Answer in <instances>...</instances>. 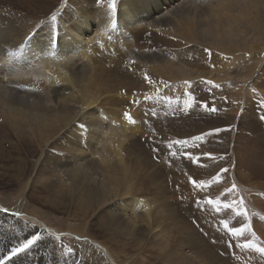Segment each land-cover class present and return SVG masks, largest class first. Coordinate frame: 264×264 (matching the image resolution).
<instances>
[{"label": "bare ground", "instance_id": "bare-ground-1", "mask_svg": "<svg viewBox=\"0 0 264 264\" xmlns=\"http://www.w3.org/2000/svg\"><path fill=\"white\" fill-rule=\"evenodd\" d=\"M15 1L18 6L30 0ZM36 7L27 8V16L46 11ZM2 8L0 33L6 32L7 44L0 43V145L6 157L16 155L19 164L0 169L5 196L0 199V264H70L73 254L66 240L73 237L97 247L108 264H236L229 257L227 263H219L215 250L230 255L233 247L238 264H264L259 251L264 247V104L259 107V123L244 116L257 92L264 96V80L260 83L252 68L260 66L255 56L264 49V0H64L49 10L54 24L43 16L12 20ZM145 30L158 32L159 48L141 45ZM114 56L124 57L131 66L120 62L121 70L114 74L105 64ZM249 56L250 62L245 60ZM203 59L223 62L201 67ZM167 89L171 99L186 91L185 101L192 99V117L204 107L195 100L222 109L227 96L239 91L238 96L234 93L239 101L237 124L249 133H234L231 126L234 137L222 131L216 138L221 147L205 142L216 155L200 158L198 165L207 173L198 172V178H216L218 190L209 183L204 200L194 196V201L220 212L219 196L225 193L231 206L223 225H246L241 236L223 226L229 236L223 230L211 231L208 241L194 232L185 215L170 207L158 183L160 172L152 170L146 180H137L134 189L137 174L129 162L115 164L122 152L130 151L125 143L146 123L145 115L160 109V93ZM204 90L219 97L213 99ZM145 96L131 107L130 100ZM119 99L130 102L134 115L130 121L120 111L113 116L111 106ZM215 109L213 116L219 113ZM158 122L161 125L160 118ZM161 123L166 132L178 127L175 119ZM196 126L206 127L199 122ZM162 152L167 163L185 157L173 146H164ZM178 177L186 182L182 172ZM228 181L232 185L227 186ZM234 184L242 206L234 203ZM152 189L158 191L155 198L145 200ZM51 211L62 217L50 224ZM70 218L75 224L68 230ZM91 220L98 236L90 231ZM168 228L175 230L174 237ZM34 236L39 239L33 246L13 254ZM216 236L223 246H214ZM147 252L154 256L146 257Z\"/></svg>", "mask_w": 264, "mask_h": 264}, {"label": "rangeland", "instance_id": "rangeland-1", "mask_svg": "<svg viewBox=\"0 0 264 264\" xmlns=\"http://www.w3.org/2000/svg\"><path fill=\"white\" fill-rule=\"evenodd\" d=\"M32 1H34V2H32ZM63 1L64 0H50V1L49 0H30V1H28L27 4H25V3L23 4L21 2V5L17 6L16 4L14 5V3H16L15 0H0V9L3 7L2 8L3 13H5V15L7 17H11L12 20L17 19V21H18V20L23 19L25 17L37 18L38 16L39 17L43 16L47 20L46 23L54 24L55 21H53L51 19V13L52 12H49V10L52 7L58 8V5L60 3L62 4ZM67 2H68V0H67ZM114 2L115 1H110L109 4L114 3ZM18 7H20V8H18ZM24 7H25V9H24ZM29 7L30 8L36 7L37 9H44L45 8L46 11L44 10V13H40L37 11L38 14H34V13L30 12L29 15H31V16H27L28 11H29V10H27V8L29 9ZM23 9H24V11H23ZM16 10L18 13L15 12ZM9 11L10 12L12 11V12L10 13ZM145 31L142 33L143 37H142L141 45L146 46V47H151L154 49L159 48L158 43H155V42H158L156 40V38L160 39L158 32L157 33L154 31L151 32V30H145ZM3 34L0 33V43H4L6 45L7 43L4 42V37L6 36V32H5L4 36H3ZM155 34H156V36H155ZM55 35H54L56 37L55 39L58 40V37H60L59 36L60 34L56 32ZM32 37H33V35H32ZM144 38H147V39H144ZM55 45H57V42H55ZM150 45H152V46H150ZM8 47H9V43H8ZM263 47H264V45H263ZM21 49H23V48H21ZM17 55L19 56V53ZM250 55H252V53ZM122 58L123 59H121V58L119 59L118 56H114V58L107 59L105 61L106 62L105 64H107L108 70L110 67H113V70H114L113 73L118 75L120 70H121L120 69V62L121 63L125 62L124 66H126V67L131 66V64H132L131 62L126 60L124 57H122ZM255 58H256V63H258L260 66H252V68L256 69V72L259 73L258 77H259V81L261 83V81L264 80V49L258 50ZM53 59H56V58L53 57ZM124 59H125V61H124ZM250 59L252 60V56L245 58V60L246 61L249 60V62H250ZM253 61H254V59H253ZM210 62H213L214 64L219 65L223 61L222 60H213V59H203L200 66L201 67H207ZM250 87H252V89L255 90V87L253 86V84H251ZM164 89H166V88L164 87ZM167 90H168V92H166ZM167 90L162 91L161 92L162 94L160 93V95H161L160 96V102L162 103L161 104L162 106L160 105V109L161 108L162 109L161 110L159 109L158 111L152 109V110H154L153 113L148 112L146 114L147 116L145 115L146 120H147L146 123L143 122L144 125L141 126L140 130L137 131V133H135V136H134L135 138L132 137V134H131L130 136L133 139L131 137H129V140L126 141V143H125V145H126L125 147H128L127 151H129V150L130 151L127 153L122 152L121 153V159L119 160V158L117 157V159L115 160V164L117 165L118 163H120L122 165H125L129 162L128 164H129L130 169L132 170L133 173L137 174L136 179H135V183H134V189L138 188L137 187L138 181L141 180V178L146 180L148 173L151 172L152 170H156V171L160 172L163 177L161 179H159L158 183H160L162 185V189L165 190V198H166V200L168 199L169 203L171 204L170 207H173L174 209H178L182 215H185L190 220V222L192 224L191 227L195 233L199 232V234L203 238L207 239L208 241L210 240V232L211 231L223 230L224 234L226 236H229L228 231L224 230V228H223V221L225 220V218L229 214L228 207L227 208L224 207V205L227 204V202H228V196L225 193L222 194V196H219V198H221V211L220 212H212L210 207L207 204H201L200 201H194V196H196L199 200H204L203 198L206 197L207 192H208V184L209 183L212 185L213 190H215V191L218 190V184L216 183V181L218 182V180L216 178H210V177L198 178V172L207 173V170L203 171L204 168L202 169L198 165V161L200 160V158L206 157L205 154H208L210 157H214L216 155V152L213 149H207L206 148L205 142H210V143L216 142V144L219 147H221L220 143L217 142L216 138L218 137V134L222 131L227 136H233L232 133L229 131L231 126L234 127V130H235L234 133H236L237 130H239L241 133H244V134L249 133V131L243 130L241 125L238 126V124H237V118H239V116L237 114L238 106H239V101H238L237 96H238L239 91H232L230 93V96H227L228 99L223 104L222 109H219L217 104H213L207 100H204V101L203 100H195V102H204V107L195 117H192L193 115L191 114V111H193V108L191 106L189 107V104H191L193 106V104L191 103L192 99L188 98L189 102L185 101V100H187V96L185 94L186 91L179 93L178 95H175L173 97V99H171V97H172L171 93L169 92V89H167ZM192 93L198 94L200 92L192 91ZM234 93H236L237 96ZM188 94H190V92ZM203 94H209L212 96L213 99H217L219 97V95L217 93L211 92L208 90H204ZM199 95H201V94H199ZM199 95H197V96L199 97ZM146 97L147 96L142 97V99L141 98H136V99L133 98L132 100H130L131 105H132L131 107H133V105L139 104ZM137 99H139V100H137ZM173 100H175V101H173ZM119 102H121V104H117ZM130 102L126 101V99L125 100L119 99L118 101H116L115 104L111 106V110H112V107H114L113 108L114 110H112V113L114 112L113 116L115 115L116 111H120V112H122V113H120L121 116H124V115H122L123 113H125V115L128 114L125 117H126L127 121H130L131 118H133V116H134L129 112L130 110H132V108L129 109L130 106L128 105V103H130ZM172 104H173V106H172ZM210 104L213 107L218 108L219 113L217 114V116L212 115V109L213 108L210 109V107H209ZM263 104H264V96L261 93L257 92L256 96L254 97V102L251 105H249L248 111L244 116L250 115L251 118L253 116L256 119V121L259 123V120L257 119V117L259 115L258 111H259V107ZM205 105H207V107ZM116 107H119V108L124 107V108H122V109L120 108V109L121 110L124 109L125 111H121L119 108L115 109ZM157 112H158V114H157ZM138 113L140 114V112H138ZM169 113H171V114H169ZM160 114L162 115V117ZM129 117H131V118H129ZM159 118H160V124L161 125H159V122H158ZM164 118L166 121L164 120ZM242 118L240 119V121L242 120ZM168 119H175L177 121L178 127H177L175 132H172V131L166 132L165 124L162 125L161 122H167ZM214 119H215L214 125H218L221 123H222V125L224 123H227L228 125L222 126L219 128L207 129L203 132H199L201 129L213 127L214 125L212 124V122H213L212 120H214ZM235 121H236V123H235ZM198 122L201 124H205L206 127H201V126L195 127V124ZM197 137H199L198 140L196 139ZM130 139H132V140H130ZM176 140L186 141V143L177 146V145H175ZM128 144H129V146H128ZM168 144L173 145L174 151L176 153L180 152V151L185 152V157H183L182 160H180L176 163H170V162L167 163L166 158L168 156L163 155L162 151L164 149V146L168 147ZM2 147H3V145H0V148H1L0 149V154H1V156H0V169H7V168L16 167L19 164L18 163L19 159L16 157V155H13V154L10 157H6V155L3 152ZM6 147L8 149L9 145L7 144ZM146 148H147V150H146ZM229 160H230V158H229ZM15 161H16V163H15ZM148 161L152 162L153 164L151 166L148 165ZM231 166L232 167L230 168V170L232 172L233 171L235 172L234 166L233 165H231ZM179 172H182L183 176L186 179L185 180L186 182H181V179L178 177ZM192 181H197V183L193 184ZM200 183L207 184V185L202 186L203 188H198V185ZM226 184H227V186L232 185V182L228 181ZM234 185H235V188H234L235 195L233 196V199L235 200V205L238 206V205H240L241 198L239 195L237 185L236 184H234ZM182 186H183V188H182ZM1 187H2V183L0 181V199H3V198H5V196H4V190ZM151 193H152V196H151V194L149 196L148 195L143 196L145 198V200L151 201L152 199H154L155 198L154 194H157L158 191L156 192V190L152 189ZM143 197H141V198H143ZM149 197H150V199H149ZM17 198H19V196H17ZM192 198H193V200H192ZM147 203H149V202L146 201L145 204H147ZM197 205H200V207H197ZM37 208H38V205H37ZM156 208H157V205L154 206V209H156ZM35 211H37V210H35ZM231 212H232V209H231ZM211 215L214 216V218H209ZM61 217L62 216L59 213L51 211V219L49 220V223L50 224L54 223L55 221H58L59 219H61ZM67 220H68V218H67ZM69 220H71L72 222L68 221V225H67L68 227L66 226L68 230L75 224V222L72 218H70ZM91 223H92V226L90 229L91 233L93 235L98 236L99 233H97L98 231H97V228L95 226V220H93V221L91 220ZM175 229L181 230V228H178L176 226H175ZM168 233L171 237H174L176 235L175 230H173L171 228H168ZM66 245L68 247V251H70L73 254V260L70 262V264H108V262L103 257V255L99 253L98 248L93 246L92 244H90L88 241L77 239L75 237L67 238ZM219 245H222L221 237L216 236L214 246H219ZM234 249H235V247H233L232 250L234 251ZM215 250L218 252L217 257H218L219 263H223V261L225 263H227V259L229 257L228 260H230V261L236 260V264H238V256H237L238 252L235 253L232 251V253L230 254L232 256V258H231L230 255H226L225 253H223L224 249L220 250V249L216 248ZM149 254L153 255V252H147L145 254V256L149 257ZM234 258H237V259H234Z\"/></svg>", "mask_w": 264, "mask_h": 264}, {"label": "snow or ice", "instance_id": "snow-or-ice-1", "mask_svg": "<svg viewBox=\"0 0 264 264\" xmlns=\"http://www.w3.org/2000/svg\"><path fill=\"white\" fill-rule=\"evenodd\" d=\"M53 19H55V17H54ZM146 78H147V77H146ZM209 83H211V82H209ZM190 106H191V104H189V107H190ZM205 106L207 107V105H205ZM212 111H216V109L213 108ZM126 115H128V114H126ZM129 118H131V117H129ZM196 139L198 140L199 137H197ZM184 143H186V141H181V140H176V141H175V145H177V146H179V145H181V144H184ZM172 146H173L172 144H169V145H168L169 149H171ZM173 155H175V153H173ZM205 155H208V154H205ZM224 171H226V170H224ZM192 182H193V184L197 183V181H192ZM234 188H235V185H233V189H232V190H234ZM207 203H208L209 205H211V204H213V200H212V199H208V200H207ZM234 203H235V202H234ZM230 206H231V205H228V204H225V205H224L225 208L230 207ZM238 206H242V201L240 202V205H238ZM238 214H239V213H238ZM223 226H224L226 229H229V231L231 232V234L234 235V236H241V235L245 232L246 227H247V226L245 225V226H242V227H232V228H229V225L226 224V223H225ZM38 239H39V237L34 236L32 239H27V240H25V241H24L19 247L13 249V254L15 255L16 253H20V252H23V251L29 249L31 246H33V245L36 243V241H37ZM245 246H247V245H245ZM259 251H260L261 253H264V247L260 248Z\"/></svg>", "mask_w": 264, "mask_h": 264}]
</instances>
